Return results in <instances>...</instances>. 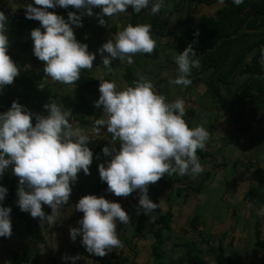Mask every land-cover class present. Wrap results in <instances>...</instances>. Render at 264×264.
I'll list each match as a JSON object with an SVG mask.
<instances>
[{
    "label": "crops",
    "instance_id": "crops-1",
    "mask_svg": "<svg viewBox=\"0 0 264 264\" xmlns=\"http://www.w3.org/2000/svg\"><path fill=\"white\" fill-rule=\"evenodd\" d=\"M229 2L164 0V6L156 15L151 14V8L138 14L128 9L125 13L104 17L107 22L104 26L99 24L96 15L101 12L100 8H93L92 16L83 15V26L72 25V28L77 41L87 44L89 52L96 54L93 68L81 70L94 81L92 90L83 93L84 108L79 103L80 89L75 83L62 84L44 74L45 62L33 52L31 31L36 28L31 23H24L23 19L7 24L8 54L20 67V75L12 85L0 90V110L7 112L13 101L23 97L22 81L25 78L37 76L50 87L48 103L56 102L72 111L69 123L85 131L90 139L88 147L94 154L91 175H85L83 171L78 174L82 198L96 195L118 202L131 220L127 225L117 220L118 238L124 247L113 248L105 256L109 263L191 264L188 260L197 256L206 264H220L224 259L237 264H264V106L258 108L256 114L249 110L244 113L241 109L238 90L248 75L240 74L238 69L234 75L229 76L227 72L221 75L194 47L200 67L191 70L188 79L192 83L187 87L169 83L179 75L175 56L183 53L181 43L186 31L200 32L203 22L215 21ZM7 4L23 11L27 4L36 6L34 0H7ZM56 10L66 21L69 12L81 14L72 7ZM130 23L133 26L150 24L157 47L151 55L136 54L132 64L113 60L109 72L103 65L99 49ZM262 58H259L260 62ZM234 62L231 59L229 64ZM261 64L264 67V63ZM140 77L148 78L157 94L165 96L167 102L182 98L186 105L184 119L189 127L203 126L210 133L205 149L197 151L204 171L195 178L190 172L184 176L165 174L156 184L150 185L149 198L159 207L148 215L142 209L138 213V190L126 198L107 192L98 166L110 161L111 157L104 156L102 149L110 146L119 150L120 141H113L106 126H95V120L106 119L103 107H95L101 95L100 81H115L117 91H120L134 86L133 81ZM24 106L28 110L32 107L31 104ZM48 114L45 110L44 115ZM236 115L245 121L244 125L237 122ZM0 184L10 193L17 194L19 179L13 175L12 166L0 177ZM12 201L17 203L16 199ZM78 202L73 197L69 204L62 206L60 218L52 225L41 224L39 218H32L30 213L11 215L13 235L11 238L0 237V264H105L86 251L81 236L75 241L70 237L69 230L79 228L83 218V213L75 209ZM42 207L46 214H51L49 206ZM168 213L171 215L170 230H161L158 241L161 217ZM141 214L147 221L139 232ZM155 249L159 253L158 260ZM73 257L79 259L73 260Z\"/></svg>",
    "mask_w": 264,
    "mask_h": 264
},
{
    "label": "clouds",
    "instance_id": "clouds-1",
    "mask_svg": "<svg viewBox=\"0 0 264 264\" xmlns=\"http://www.w3.org/2000/svg\"><path fill=\"white\" fill-rule=\"evenodd\" d=\"M243 2L233 0L236 6ZM34 4L24 6L26 18L39 21L44 29L31 31L34 55L45 62L46 76L71 85L80 79L81 70L92 69L96 60L88 45L77 41L72 25L82 27V16H92L93 8H100L101 12L96 15L99 24L104 26L107 23L104 17L125 13L130 7L138 14L149 7L150 0H34ZM163 6L164 0H156L151 5V14H158ZM56 7H72L81 14L69 12L66 21L63 16L48 11ZM7 22L8 17L0 12V90L12 85L20 75V67L8 54ZM151 32L150 24H128L99 49L103 65L111 72L115 59L132 64L136 54L151 55L157 47ZM261 51L264 57V49ZM105 52L109 55L103 56ZM175 63L179 75L169 83L189 86L191 70L200 67L191 44L175 56ZM133 84L117 91L115 81H100L101 95L95 107H103L106 119L95 120V126H106L113 141H120V148L102 149L103 155L111 159L101 163L98 171L101 181L107 184V192L116 197L126 198L138 190V213L142 209L148 215L159 207L149 198L150 185L165 174L184 176L190 172L195 178L204 171L197 151L205 149L210 133L203 126L189 127L184 119L186 105L182 98L167 102L146 77H140ZM44 108L49 113L47 116L34 114L19 101H13L11 108L0 114V177L12 166L13 175L19 179L17 205L20 210L39 218L41 224L52 225L60 218L62 206L69 204L78 174L83 171L91 175L94 154L88 147L90 139L85 131L69 123L71 110L52 101ZM7 194L8 188L0 186V237L11 238L12 209L2 205ZM43 205L51 208L50 215L44 212ZM75 209L83 213V218L79 228L69 230L70 237L75 241L81 236L89 254L103 258L113 248L124 247L118 238L117 220L125 225L131 220L120 203L103 196L86 195Z\"/></svg>",
    "mask_w": 264,
    "mask_h": 264
},
{
    "label": "trees",
    "instance_id": "trees-1",
    "mask_svg": "<svg viewBox=\"0 0 264 264\" xmlns=\"http://www.w3.org/2000/svg\"><path fill=\"white\" fill-rule=\"evenodd\" d=\"M216 1L203 0V2L210 3ZM155 2L156 0H150L148 8H151V5ZM22 21L31 23L34 28L41 27L39 21L29 19H23ZM197 32L193 29L186 31L181 43L182 50L184 51L191 44L193 48L195 47L203 53V58L210 60L209 63L216 67L221 75L226 74L224 72H227L229 76L234 75L237 73V69L240 74L248 75V78L238 90L240 107L244 113L249 110L252 114H256L257 109L264 106V67L259 61L262 56L261 50L264 49V0H244L239 6H236L233 0H230L228 6L220 11L215 21H204L198 36L195 35ZM254 52L255 55L251 56ZM231 59L235 62L229 64ZM223 60H227L226 63H223ZM75 84L80 89L79 103L84 108L86 100L83 93L92 90L94 81L84 76L81 71L80 79ZM22 89L24 95L19 100L20 104H31L30 111L32 113L36 112L38 115H44L46 110L44 105L48 104L51 94L50 87L44 85L39 77L31 76L22 81ZM5 112L6 109L0 110V114ZM236 119L238 123L244 125L245 121H242L240 116L236 115ZM9 191L2 205L12 209L11 215L15 213L17 216H23L24 212L20 210L17 203L12 201L13 199L17 201L18 195ZM146 221L147 217L141 214L139 232L145 228ZM160 222L162 226L157 233L158 241H160L162 234L161 230L162 232L170 230L171 215L169 213L163 215ZM93 257L105 264H112L106 260V257L101 258L95 255ZM155 257L158 260L159 253L156 249ZM188 262L191 264H206L197 256H192ZM219 263L237 264L229 259L221 260Z\"/></svg>",
    "mask_w": 264,
    "mask_h": 264
},
{
    "label": "built area",
    "instance_id": "built-area-1",
    "mask_svg": "<svg viewBox=\"0 0 264 264\" xmlns=\"http://www.w3.org/2000/svg\"><path fill=\"white\" fill-rule=\"evenodd\" d=\"M129 9H132V8L130 7ZM48 11L54 12L55 14H58V12H57L56 9H48ZM0 12H3L8 17L7 24L10 21L17 22V21H19L21 19H27L26 18V12L25 11L19 10L17 8L10 7L7 4V0H0ZM7 24H6V27H7ZM72 187H73V191H72L70 200L73 197L76 198V199H78V200H80L82 198V196H81V191H80L79 183L76 182L75 184L72 185Z\"/></svg>",
    "mask_w": 264,
    "mask_h": 264
}]
</instances>
